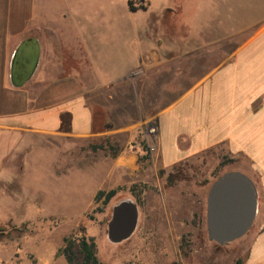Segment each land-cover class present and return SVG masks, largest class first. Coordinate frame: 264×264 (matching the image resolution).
<instances>
[{
    "label": "rangeland",
    "instance_id": "1",
    "mask_svg": "<svg viewBox=\"0 0 264 264\" xmlns=\"http://www.w3.org/2000/svg\"><path fill=\"white\" fill-rule=\"evenodd\" d=\"M130 2L135 10H150L132 12ZM43 5L55 22L68 21L71 42L78 21L85 34L94 30L95 48L118 57L147 52L152 45L166 58L181 54L174 59L180 73L161 78L136 67L131 82L90 99L94 132L88 138L29 137L20 158V200L0 212V247L16 264L22 258L68 264L56 257L58 250L65 239L83 237L94 240L100 264L242 261L250 232L228 245L211 242L206 209L217 178L245 173L249 162L212 151L159 168L147 154L153 143L148 127L157 126L169 103L246 42L259 27L253 23L264 20V0H47ZM170 63L162 68L171 70ZM112 190L116 195L108 203L105 197L96 200L100 191ZM124 201L138 206V223L130 238L115 244L108 225L113 208ZM74 251L82 263L78 247Z\"/></svg>",
    "mask_w": 264,
    "mask_h": 264
},
{
    "label": "crops",
    "instance_id": "2",
    "mask_svg": "<svg viewBox=\"0 0 264 264\" xmlns=\"http://www.w3.org/2000/svg\"><path fill=\"white\" fill-rule=\"evenodd\" d=\"M43 3L0 0V212L20 200V158L29 137L88 138L94 132L90 99L131 82L136 67L161 78L179 69L174 59L181 54L166 58L154 45L121 57L103 52L95 48L94 30L85 34L78 21L71 42L68 21L55 22ZM253 25L259 27L244 44L158 114L152 156L164 169L212 151L249 162L244 174L256 186L258 207L242 264H264V20ZM166 61L172 71L162 68ZM64 116L70 132L62 131ZM16 263L0 247V264ZM18 264L33 263L22 258Z\"/></svg>",
    "mask_w": 264,
    "mask_h": 264
},
{
    "label": "water",
    "instance_id": "3",
    "mask_svg": "<svg viewBox=\"0 0 264 264\" xmlns=\"http://www.w3.org/2000/svg\"><path fill=\"white\" fill-rule=\"evenodd\" d=\"M22 50L14 57L19 68ZM29 63L32 56L28 57ZM258 195L254 182L244 173L226 172L211 185L207 196L206 223L211 242L221 246L243 238L251 230L257 215ZM139 217L138 206L124 201L113 208L108 225L112 243H121L135 232Z\"/></svg>",
    "mask_w": 264,
    "mask_h": 264
},
{
    "label": "trees",
    "instance_id": "4",
    "mask_svg": "<svg viewBox=\"0 0 264 264\" xmlns=\"http://www.w3.org/2000/svg\"><path fill=\"white\" fill-rule=\"evenodd\" d=\"M131 10L136 11L129 3ZM67 123H69V117L65 119L62 124L63 132H70ZM116 195V191L112 190L108 193L100 191L96 200H101L105 197V203H108ZM78 247V254L81 257L82 263L78 262L77 253L74 249ZM63 256L68 264H100L96 255V245L93 239H87L85 237L73 241L71 239H65V246L58 250L56 257ZM235 264H242L241 260H238Z\"/></svg>",
    "mask_w": 264,
    "mask_h": 264
},
{
    "label": "built area",
    "instance_id": "5",
    "mask_svg": "<svg viewBox=\"0 0 264 264\" xmlns=\"http://www.w3.org/2000/svg\"><path fill=\"white\" fill-rule=\"evenodd\" d=\"M158 125L155 126H150L148 127V135L149 137H151L152 141L153 139L156 138V136L158 135ZM156 153V145L154 143H152V146H150V148L147 150V154L150 155L151 157Z\"/></svg>",
    "mask_w": 264,
    "mask_h": 264
}]
</instances>
